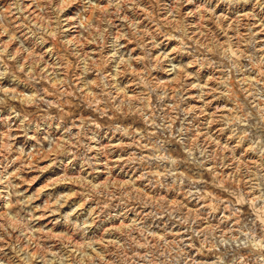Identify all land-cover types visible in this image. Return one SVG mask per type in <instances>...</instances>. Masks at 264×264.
<instances>
[{"label": "rangeland", "instance_id": "1", "mask_svg": "<svg viewBox=\"0 0 264 264\" xmlns=\"http://www.w3.org/2000/svg\"><path fill=\"white\" fill-rule=\"evenodd\" d=\"M0 264H264V0H0Z\"/></svg>", "mask_w": 264, "mask_h": 264}]
</instances>
